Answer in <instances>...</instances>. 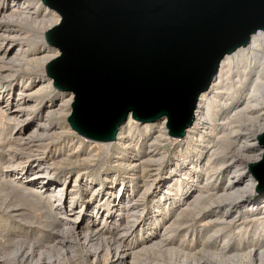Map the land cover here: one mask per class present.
I'll return each instance as SVG.
<instances>
[{"label":"bare ground","instance_id":"bare-ground-1","mask_svg":"<svg viewBox=\"0 0 264 264\" xmlns=\"http://www.w3.org/2000/svg\"><path fill=\"white\" fill-rule=\"evenodd\" d=\"M60 20V13L41 0H0V144L6 145L1 154L6 167L0 170V180L16 184V188L11 189L14 195L34 205H42L49 196L45 195L47 192L56 191L59 195L66 187H70L66 188L70 195L79 198L78 190L73 189L80 187L82 191L91 192L94 211L86 210L83 215L81 205L70 223L49 212L46 217L55 224L68 225L59 229L62 235L57 249L44 245L47 241L37 240V237L33 244L29 243L27 251L22 252L21 246L27 238L25 231L24 235H17L19 239L10 247L0 243V258L6 257L8 264H16L17 254L21 252L22 260L28 254L27 264H145L150 255L163 256L167 260L165 264H241L243 261L264 264V190L253 199L248 197L258 180L249 170L248 161L258 162L264 150L256 137L264 130V30L251 33L245 45L219 60L207 88L198 93L194 118L181 136L168 133L166 115L153 121H138L129 112L119 125L115 140L101 142L71 128L66 117L72 111L74 93L55 87L45 71L46 63L59 56L60 50L46 41L44 32ZM30 27L38 28L41 33L38 37L41 50L35 49L33 43L31 46L29 42L22 44L31 40ZM16 41L18 45L12 48L11 44ZM241 89L244 90L236 97ZM46 92L48 99L37 107L34 98ZM220 112L222 116L216 118ZM42 114L48 118L64 117L68 126L43 121ZM69 128L87 139L89 145L97 146L89 147L93 151L89 152V158L88 153L79 159L76 152V143L79 146L84 140L63 137V132ZM53 134L66 141L54 144L52 151L46 152L50 144L46 141ZM169 142L175 146L172 157L180 155L182 159L180 163L174 161L164 166L165 187L156 193L161 205L149 223L141 224L138 219L146 207V193L153 187L166 160L164 146ZM9 144H15V150H22L18 157L20 164L13 161L16 156L7 152ZM155 144L164 148L159 150ZM232 146L243 153H232ZM24 149L27 152L23 153ZM98 149L113 154L109 164L116 170L107 168L98 176L83 173L80 183L77 177L73 181L65 177L52 189L59 166L89 162L96 157ZM35 156L36 160L31 162ZM147 162H153V167ZM121 166L127 169V174L111 195L112 201H105L102 192L95 190L98 185L106 186L108 180L115 179ZM139 171L148 178L142 180L143 190L135 193L137 184H128L133 177L142 178L137 175ZM146 171L151 174H144ZM226 177L224 183L219 182ZM6 190L7 187L2 188V192ZM51 201L49 199L52 206ZM109 202H117L116 206L124 212L114 213L116 206L103 210ZM152 202L149 203L152 205ZM223 204L226 208L219 213ZM70 206L65 211L68 212ZM259 206H262L260 211ZM91 212H95V216L100 214L103 226L88 223L86 217ZM119 214L122 215L118 217ZM30 216L21 217H35ZM113 220L114 225L110 226ZM246 222L251 230H247ZM66 228L79 231L76 240L64 239ZM9 239V243L15 240L12 236ZM4 248H8L7 253ZM154 264L163 263L154 261Z\"/></svg>","mask_w":264,"mask_h":264},{"label":"water","instance_id":"water-1","mask_svg":"<svg viewBox=\"0 0 264 264\" xmlns=\"http://www.w3.org/2000/svg\"><path fill=\"white\" fill-rule=\"evenodd\" d=\"M61 15L45 30L60 50L45 65L55 87L72 90L67 121L80 135L113 141L129 112L167 116L181 136L219 60L264 30V0H41ZM264 146V130L256 134ZM248 168L264 190V150Z\"/></svg>","mask_w":264,"mask_h":264},{"label":"rangeland","instance_id":"rangeland-1","mask_svg":"<svg viewBox=\"0 0 264 264\" xmlns=\"http://www.w3.org/2000/svg\"><path fill=\"white\" fill-rule=\"evenodd\" d=\"M6 6H5V9H8L9 6H7V7ZM24 28L26 29V25H24ZM40 35H41V33H39L38 28L30 27L31 40L24 41L22 44L26 45L29 42L28 46H31V43H33V44H35V47H34L35 49H40L41 50V47H40L41 46V42L39 41V38H38ZM18 43L19 42L16 41L15 43L11 44L12 48H16V45H18ZM244 89L239 90L237 92V94H236V97H238ZM48 97H49V94H48V92H46V93H43L40 97L34 98V100L36 102V106L40 107L41 104L46 102V99H48ZM221 116H222V114L220 112V113L217 114L216 118H220ZM40 119L43 120V121L46 119V120H48V122H50L52 124H55V123L58 122V125L61 126V127L68 126V123H67L66 120H64V117H60V118L51 117V118H48V117H45L44 114H42ZM64 136H67V137L71 136L70 137L71 139L78 138V139L84 140L79 146L76 143V146L78 148H77V151H76V149H75V151L77 152V155H79V159L84 158L91 151L90 150L91 148H89L90 146H93V148L97 147L96 145L94 146V144L89 145V141L87 139L82 138L81 136L77 135L71 129L69 131H67V132H63V137ZM7 137H9V135H7ZM0 139H2L1 135H0ZM64 141H66V140L62 139V137H57L56 134H53L51 136V138L46 141L47 143H50L48 149L46 150V152L52 151V149L54 148L53 147L54 144H56V143L63 144L62 142H64ZM75 141H77V139ZM257 144H258V142H257ZM14 145L15 144H9L6 149L8 150L7 152H9V155H11L12 157L16 156V158L13 161L18 163V162H21L20 158L18 159V157L20 156L19 153L20 152L22 153V150H19V148H18V150H15L16 148H15ZM5 146H6L5 144H0V170H2L3 167H6L5 166L6 164H4L2 162V160H1L2 159V155L1 154L3 153L2 148L5 147ZM155 146L159 150L163 149L165 147L164 150H165L167 155H166V160L163 162V165L161 166V169L159 170L158 175H157V177L154 180V184L152 185L153 187H151L149 189V191H147V193H146V199H147L146 202H145L146 203V207L144 209V212L141 213L142 215L140 214V218L138 219V221L141 224L149 223L148 220L151 219L153 216L157 215L155 210L159 209V206L161 205L160 203L158 204V198L156 197V193L161 191V190H163V188L165 187L163 182H162L163 177H164V172H165L163 170L165 168L164 166H167L169 163H170L169 165H172L173 164L172 162H174V161L180 163V161L182 159V157L180 155L178 157L177 156L176 157H172V155L174 153L173 151H175V146L173 145V142H169V144L167 143L164 147L161 144L160 145L159 144H155ZM183 147H186V146L184 145ZM237 149H238V147L235 148L234 146H232L231 152L232 153H236V152L243 153V151L240 152V150L237 151ZM145 150H146V148H145ZM24 152H27V149H24L23 153ZM103 152H104L103 150L98 149V151L96 152V154H97L96 157L90 158L91 159L90 161L92 163L90 161L89 162H86V161L80 162L79 161L78 164H69V165L65 164V165L59 166L58 170H56L55 175H54L56 180H55L54 184L52 185V189H54V187L58 186L62 182V179H64L65 177H69L72 181L74 179H76V177H77L78 182L80 183V180H82L81 178H82V174L83 173H87V175L89 174V175H92V176H98L102 172H104L107 168H109L111 171L116 170L117 168L116 169L112 168L113 166H111L109 164V162L112 160L113 154H111L112 155L111 156V155L105 154ZM113 152H114V150H113ZM36 153L37 152H35V154ZM91 153H93V151H91ZM50 154L51 153H49L47 155H50ZM37 156H40V155L38 154ZM89 156H90V153L88 154L87 158H89ZM35 158H36V156L32 157L30 161L32 162V159H33V161L36 160ZM17 159L19 161H17ZM18 164H20V163H18ZM147 164L150 165L151 168H152L154 163L153 162H150V163L147 162ZM125 169L126 168L124 166L119 167L118 168L119 171L117 172L118 174L116 175L115 179L108 180L106 186L105 185L104 186L103 185H98L97 186L99 188L96 189L95 191H99V192L101 191L102 193H100V194L104 195V198H105L104 200L105 201L106 200L112 201V196L111 195L115 193V191L117 189L116 187H118V185H120V179H123V177L127 174V172H126L127 169L126 170ZM79 171H81V172L78 173ZM144 174H151V172L150 171H146ZM137 175L141 176L142 173L139 171ZM146 178H148V175H145L144 177L142 175V178L141 177L137 178V176H136V178L133 177V178H131L128 186H132L133 183L137 184L136 190L137 189L138 190L135 191V193L141 192L143 190V185H142L143 181L142 180H147ZM225 179H227V177L224 178L223 180L219 181V182L224 183ZM19 181L20 180L18 179L17 184H19ZM8 184L9 183L7 181L0 180V243L3 244V246L5 245V247L7 245L8 246L9 245H13V243H15V241L17 239H19V236H17V235H19V234H23L24 235V232L27 231L26 232L27 233L26 234L27 238L25 240L26 243L21 246L22 247L21 248L22 252H26L27 251V247H29V243L32 242L31 244H33L34 239H36L37 237H38L37 240H46L47 241V242H44V245L45 244L46 245L47 244L53 245L57 249V246H59V244H60L59 243L60 236L62 235V234H60L61 233L60 230L65 228V227H67L68 225H64L65 226L64 227V226H60L59 224H55V222H53L50 218L46 217V214L49 213V212L54 213L55 215H57L59 220L63 221L65 219H67V220H69V223H70V221L73 220L74 215H76L83 206H84V210H82V214L83 215H84L86 210L94 211L93 210L94 209L93 200H91V198H92L91 197V192L84 191V190L82 191V189L80 187L76 188V189H73L75 191L78 190V193L81 196L79 198H78V195H74V196L70 195L68 193L67 189H66V188L69 189L70 187H66L63 191H60L59 195H58V193H56V191L55 192H53V191L47 192L45 195H49V196L45 197V202L42 205H34V204H31L29 202L23 201V200L19 199L18 197H16L14 195V193L11 191L12 188H16L15 187L16 184H14V185H11V184L8 185ZM256 184H258V180H257ZM3 187H5V188L7 187L8 190H10V191L6 190V192H2V188ZM30 187L32 188V187H34V185L33 186L31 185ZM42 190L44 191L45 188H43ZM254 191H255V189H254ZM61 194H62V196H61ZM256 194L257 193H254V192L253 193H249L248 197L250 199H253V198H255L254 195H256ZM60 196H61V200L58 198ZM49 199L52 200L51 203L53 202L52 206L49 205V203H50ZM128 199H129V197H128ZM150 201H153L152 205L149 203ZM69 204H71V206H70V209L67 212V211H65V209H66V207H68ZM81 205H83V206H81ZM116 205H117V202H115V203L114 202H109V204H105L102 209L104 210L107 207L113 208ZM261 207L262 206L258 207L259 211H260ZM225 208H226L225 204L221 205L220 208L218 209V212L219 213L220 212L223 213ZM119 209H120L119 206H116L114 208V210H113L114 213H116L118 211H121V209L120 210ZM70 211H71V213H70ZM121 212H124L123 208H122ZM104 213H106V212H104ZM27 214H29V216L32 215V216H35V217L34 218H28V219L22 218V217H24ZM138 214L139 213H137V215ZM121 215L119 214L118 217H120ZM115 216H116V214H115ZM86 219L89 220L88 223L90 225H97V226H100V225L103 226L104 225V223L102 222V219L100 218V214H98V216H95V212H91L86 217ZM114 220L110 222V224H111L110 226L114 225ZM248 224L249 223L246 222L244 225L245 226L247 225L246 226L247 230H251L252 227H251L250 224L249 225ZM231 229H233V224L231 225ZM58 231H60V232H58ZM74 231H75V233H74ZM78 232H79L78 230H74V229L72 230V228L71 229L70 228H66V232H65V235H64L65 238L64 239L67 242L70 241L71 239L72 240H76V236L78 237ZM9 236H12L13 239H15L14 241H12V243L8 242V241H10ZM156 236H157V234H156ZM46 237H47V239H46ZM137 237L140 238L141 234L138 233ZM34 247H35V244L33 245L32 248H34ZM4 249H6L5 252L7 253V249L8 248H4ZM20 253L17 254L16 264H27L26 261H25V258L27 257L28 254H26L25 257H24V260H22L21 259L22 257L21 258L19 257V255L21 256V254H22V253L21 254ZM3 258L6 260V257L0 258L1 263L8 264L7 260L5 261V260H3ZM146 260H147V262H145V264H154V261H158V262H161V263L165 264V262L167 261L163 256H161L160 258H158V257L156 258L153 255H150ZM241 264H250V263L248 261H243ZM252 264H256V263H252Z\"/></svg>","mask_w":264,"mask_h":264}]
</instances>
